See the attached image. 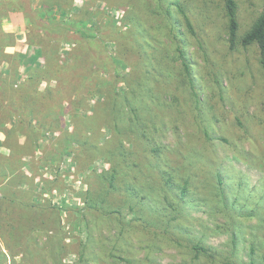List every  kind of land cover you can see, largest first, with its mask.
Returning a JSON list of instances; mask_svg holds the SVG:
<instances>
[{
  "label": "rangeland",
  "instance_id": "1",
  "mask_svg": "<svg viewBox=\"0 0 264 264\" xmlns=\"http://www.w3.org/2000/svg\"><path fill=\"white\" fill-rule=\"evenodd\" d=\"M224 1L31 0L43 26L3 36L20 9L0 0V264H220L131 221L157 212L264 264L263 69L239 42L264 0H235L234 48ZM149 143L194 163L192 194L156 182Z\"/></svg>",
  "mask_w": 264,
  "mask_h": 264
},
{
  "label": "trees",
  "instance_id": "2",
  "mask_svg": "<svg viewBox=\"0 0 264 264\" xmlns=\"http://www.w3.org/2000/svg\"><path fill=\"white\" fill-rule=\"evenodd\" d=\"M15 5L19 11L22 12L24 18L30 20L35 26L41 28L43 26V20L41 19L42 13H38L29 7L31 0H6ZM179 10L182 11V7L177 5ZM224 13L227 21V41L230 48H234L238 41V29L239 22L237 18V4L235 0L224 1ZM171 15V11H169ZM37 21V23H36ZM186 26L190 34H194L191 23L186 17ZM169 33L171 39H173L178 57L181 60L184 73L186 75L187 82L192 89L193 95L199 100L198 94L194 86V78L192 74L191 61L188 55L187 45L183 34L178 33L176 24L173 22L169 26ZM3 36H8L7 32H2ZM239 42L243 46L255 44L258 51L259 63L263 69V80H264V11L260 13L250 27L243 33L239 38ZM157 76H160L157 73ZM136 115V114H135ZM132 121V120H131ZM150 124V123H149ZM151 124L155 129L157 127V120H151ZM148 154L150 158H153L154 164L151 165L153 168V176L156 182L167 185L170 190H177L179 197L182 199L189 195V189L196 190V182L190 174H188L187 168L193 165V162H187L185 154L181 151H174L172 149L165 150L160 144L149 143ZM193 163V164H192ZM115 172V167L113 168ZM220 178V177H219ZM221 181V178H220ZM155 219L148 218L147 214H139L134 217L131 221L134 222L141 230L154 231L158 236H162L179 246L185 247L195 254V257L208 260L209 262H217L220 264H243L236 260L233 252H224L222 250L213 248L210 245L205 244L198 238H195L191 234L175 231L171 225L166 221L165 217L161 212L156 213ZM254 264V261H251Z\"/></svg>",
  "mask_w": 264,
  "mask_h": 264
},
{
  "label": "crops",
  "instance_id": "3",
  "mask_svg": "<svg viewBox=\"0 0 264 264\" xmlns=\"http://www.w3.org/2000/svg\"><path fill=\"white\" fill-rule=\"evenodd\" d=\"M15 13H17L15 16L19 17V18H16L17 21L15 20V22L12 25L10 23L12 21L5 20L6 24L4 22V29L6 32L16 31L17 30L16 26H19L18 28H19V30H21L22 26L24 27V25H25L26 20L24 18V15L22 14V12L18 11ZM6 25H8V27H5Z\"/></svg>",
  "mask_w": 264,
  "mask_h": 264
}]
</instances>
